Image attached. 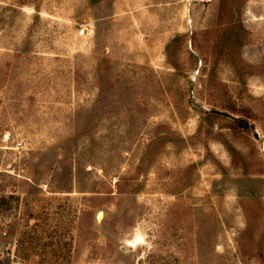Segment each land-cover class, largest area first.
I'll return each instance as SVG.
<instances>
[{
	"label": "rangeland",
	"instance_id": "rangeland-1",
	"mask_svg": "<svg viewBox=\"0 0 264 264\" xmlns=\"http://www.w3.org/2000/svg\"><path fill=\"white\" fill-rule=\"evenodd\" d=\"M0 264H264V0H0Z\"/></svg>",
	"mask_w": 264,
	"mask_h": 264
},
{
	"label": "built area",
	"instance_id": "built-area-1",
	"mask_svg": "<svg viewBox=\"0 0 264 264\" xmlns=\"http://www.w3.org/2000/svg\"><path fill=\"white\" fill-rule=\"evenodd\" d=\"M85 31V28L83 27L81 30H80V33H84Z\"/></svg>",
	"mask_w": 264,
	"mask_h": 264
},
{
	"label": "trees",
	"instance_id": "trees-1",
	"mask_svg": "<svg viewBox=\"0 0 264 264\" xmlns=\"http://www.w3.org/2000/svg\"><path fill=\"white\" fill-rule=\"evenodd\" d=\"M214 112H217V113H222V112H220V111H217V110H213Z\"/></svg>",
	"mask_w": 264,
	"mask_h": 264
}]
</instances>
